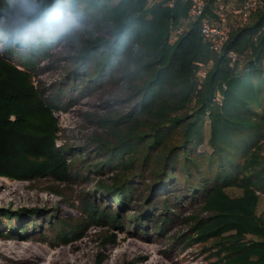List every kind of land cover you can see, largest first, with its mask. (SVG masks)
Listing matches in <instances>:
<instances>
[{
  "label": "trees",
  "instance_id": "obj_1",
  "mask_svg": "<svg viewBox=\"0 0 264 264\" xmlns=\"http://www.w3.org/2000/svg\"><path fill=\"white\" fill-rule=\"evenodd\" d=\"M69 1L75 2L39 0L44 13L54 5L68 12ZM84 1L98 8L93 17L102 15L108 30L106 35H96L92 28L86 29L83 36L72 35L77 39L78 52L73 58L76 69L69 76L71 87L77 86L82 72H87L82 86L88 88L92 83H100L112 74L114 66L120 65L125 71V80L128 78L131 95L141 92V108L148 107L163 92L165 81L171 77L191 85L184 94L195 100L191 114L171 115L173 107L164 104L159 111L161 117L148 125L149 131L142 129L138 134L126 135L115 144L101 140L109 154L103 164L110 166L126 154L145 151L147 155L149 147L161 145V156L156 157L163 165L158 172L159 183L152 186L146 200L153 205L158 200L156 196L162 194L159 198L162 207L157 214L148 211L144 216H136V220L142 223L159 218L161 221L156 227L162 229L167 213L171 212L168 205L171 194L177 199L179 192L187 191L193 197L203 189L214 214L208 222L197 225L196 234L190 235L189 240L207 242L213 238L216 248L213 253L227 264H264V218L258 212L261 194H264V3L247 24L233 29L224 52L218 55L203 40L198 22L171 40L173 26H180L187 17L188 2L177 0L174 6H169L165 0ZM15 3L16 0H0V20L6 18ZM37 19L42 22L43 18ZM101 27L97 25L98 29ZM42 30L35 41H0L3 44L0 49V175L67 180L71 169L68 150L56 143L61 126L54 111L62 109L61 101L46 96L34 83L30 70L36 55L43 54L47 47ZM230 50L245 57L243 67L231 64ZM20 52H23L22 67L17 62ZM149 55L152 59H147ZM147 64L156 67L148 71L144 85L138 87L132 75L143 73ZM203 64L210 67L200 84L196 80L197 72ZM217 93L221 95V102L215 99ZM207 115L211 128L208 143L212 150L196 152L194 146L204 139ZM176 132L182 137L174 143L171 138ZM163 149L169 153L164 154ZM204 162H207V171L203 170ZM212 167L216 168L214 172ZM179 174L184 176V183ZM196 177L201 178L200 182ZM126 178L120 179L111 190V197L121 207L128 202L137 184ZM206 183L212 185L208 187ZM229 185L242 187L243 194L231 196L226 190ZM86 204L96 217L105 214L118 223L122 221V209L111 212L108 205L101 208L90 198ZM12 214L7 212L6 216ZM128 222L133 226L132 220ZM16 229L24 230L22 226L11 227L12 231Z\"/></svg>",
  "mask_w": 264,
  "mask_h": 264
},
{
  "label": "rangeland",
  "instance_id": "obj_2",
  "mask_svg": "<svg viewBox=\"0 0 264 264\" xmlns=\"http://www.w3.org/2000/svg\"><path fill=\"white\" fill-rule=\"evenodd\" d=\"M74 1H69L68 12L83 25L74 34L83 36L86 29L92 28L96 35H106L108 25L103 23V16L93 17L98 8L88 6L84 0ZM97 25L103 26L98 29ZM42 29L47 47L43 54L36 55L35 65L30 70L34 83L46 96L61 101L62 109L54 111L61 126L56 143L68 150L71 169L67 180L18 179L0 175V243L3 247L16 246V251L11 253L14 256L26 248L27 255L35 253L34 261L25 264H152L156 261L158 264H227L213 253L216 249L213 238L207 242L189 240L190 235L196 234L197 225L208 222L214 214L209 208V196L203 189L193 197L190 196L193 193L187 191L179 192L177 199L171 194L168 204L171 212L167 213L170 217L166 218L162 229L156 227L161 221L159 218L142 223L136 220V216H144L148 211L157 214L162 207L159 199L162 194L156 196L158 200L153 205L146 200L152 186L159 183L158 172L163 165L156 157L161 156V145L149 147L147 155L145 151L131 156L126 154L114 166L103 164L109 154L101 140L115 144L126 135L138 134L142 129L149 131L148 125L161 117L159 111L164 104L173 107L171 115L191 114L195 100L184 94L191 85L168 78L163 92L145 108H141L139 101L141 92L131 95L128 78L125 80V71L120 65L114 66L112 74L100 83H92L88 88L82 86L87 73L82 72V81L71 87L69 76L76 69L73 58L78 52L77 39L71 35L53 42L48 38L51 33ZM22 53L17 57L19 64ZM147 59L152 57L149 55ZM147 59V62L151 61ZM242 59L243 67L246 59L243 56ZM155 67L147 64L143 67L146 74L132 75L138 87L144 85V77L147 78L148 71ZM196 80L200 84L203 82L198 76ZM57 92L62 94L56 95ZM159 99L162 100L157 101ZM203 133V142L194 146L196 152L212 150L208 143L211 135L208 115ZM181 137V133L176 132L171 142L176 143ZM166 153H169L167 149ZM202 167L207 171V162ZM210 169L214 172L216 168ZM125 177L137 184L128 202L121 207L111 197V190ZM178 177L184 183V176L179 174ZM196 178L200 182L201 178ZM206 185L210 187L212 183ZM226 190L231 196L243 194V188L237 185H229ZM88 198L101 208L108 205L111 212L122 209V221L118 223L105 214L94 216L86 208ZM7 212L14 214L9 217ZM258 212L264 218V194H261ZM128 220H132L133 226H129ZM13 226H22L24 230L12 231Z\"/></svg>",
  "mask_w": 264,
  "mask_h": 264
},
{
  "label": "built area",
  "instance_id": "obj_3",
  "mask_svg": "<svg viewBox=\"0 0 264 264\" xmlns=\"http://www.w3.org/2000/svg\"><path fill=\"white\" fill-rule=\"evenodd\" d=\"M177 0H165L169 6H174ZM188 2L187 17L180 26H173L172 39L177 37L179 32L184 31L193 23L198 22L203 40L209 45L211 50L220 55L224 52V47L231 32L235 27L247 24L251 17L258 11L264 0H182ZM209 6V10H207ZM231 64H242V58L235 51H228ZM209 64L200 66L197 72L198 78L203 81L209 70ZM217 101L221 100V95L215 96Z\"/></svg>",
  "mask_w": 264,
  "mask_h": 264
},
{
  "label": "clouds",
  "instance_id": "obj_4",
  "mask_svg": "<svg viewBox=\"0 0 264 264\" xmlns=\"http://www.w3.org/2000/svg\"><path fill=\"white\" fill-rule=\"evenodd\" d=\"M42 17V22L37 18ZM83 25L71 12L54 5L44 10L39 0H16L13 10L0 20V41L11 39L14 43L35 41L41 29L51 33L48 38L53 42L73 35L81 30ZM3 44L0 43V49Z\"/></svg>",
  "mask_w": 264,
  "mask_h": 264
},
{
  "label": "bare ground",
  "instance_id": "obj_5",
  "mask_svg": "<svg viewBox=\"0 0 264 264\" xmlns=\"http://www.w3.org/2000/svg\"><path fill=\"white\" fill-rule=\"evenodd\" d=\"M15 247L14 245H8L7 247H3L2 243H0V264H25L27 262L34 261L35 253L31 255H27L25 251L27 248L19 253L18 256H14L11 254L12 252H15ZM34 257V258H33ZM68 261V259H67ZM50 264V262H49ZM152 264H158V262H154ZM165 264V263H164Z\"/></svg>",
  "mask_w": 264,
  "mask_h": 264
}]
</instances>
